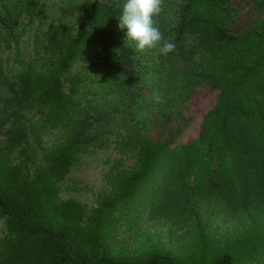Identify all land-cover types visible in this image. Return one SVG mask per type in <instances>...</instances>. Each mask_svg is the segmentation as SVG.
Masks as SVG:
<instances>
[{"label":"trees","instance_id":"obj_1","mask_svg":"<svg viewBox=\"0 0 264 264\" xmlns=\"http://www.w3.org/2000/svg\"><path fill=\"white\" fill-rule=\"evenodd\" d=\"M41 1L0 0V122L10 124L0 140V264L259 261L264 0H165L158 25L176 50L157 60L160 69L173 68L167 78L174 87L163 89L166 101L146 133L132 138L134 164H113L111 191L90 211L60 196V183L92 136V123L73 115L83 80L72 67L89 58L133 98L145 74L138 71L149 70L147 50L138 52L118 28L126 0H91L76 26H45L38 58H25L22 38ZM202 91L214 95V104L199 112L191 102ZM55 128L65 140L42 147L43 131ZM143 214L166 232L140 233L131 248L115 247L116 224L130 228Z\"/></svg>","mask_w":264,"mask_h":264},{"label":"rangeland","instance_id":"obj_2","mask_svg":"<svg viewBox=\"0 0 264 264\" xmlns=\"http://www.w3.org/2000/svg\"><path fill=\"white\" fill-rule=\"evenodd\" d=\"M90 1L42 0L39 14L22 38L23 57L38 58L35 51L43 41L45 26L58 22L76 26ZM155 19L158 24V17ZM144 55V59L150 64L149 70L144 71L141 67L138 71L145 74L140 78L141 89L134 90L133 98L123 90H117L115 80L110 79L109 75L89 58H80L72 67V74L83 80L74 99L77 101L73 105V115L92 123L93 139L90 137L88 144L79 151L76 166L59 187L61 198H74L84 204L88 211L97 206L101 196L110 193L108 174L113 164L121 162L124 168H130L134 164L136 149L132 138L146 133L156 107L166 101L163 89L174 87V79L167 78L173 68L166 65L160 69L155 50H147ZM191 103L199 112L205 111L213 106L214 95L209 91H202L196 101ZM194 120L193 123L197 126L200 121L199 114H195ZM9 126V121L0 122L1 141L4 130ZM64 132L58 128L45 129L40 138L41 146L48 148L64 141ZM34 146L40 158L42 149L36 143ZM166 230L161 223L149 220L146 214H143L139 222L130 228L122 222L116 224L114 246L129 249L135 244L137 234L165 233ZM4 234L5 226L0 220V238ZM252 264H264V255Z\"/></svg>","mask_w":264,"mask_h":264},{"label":"clouds","instance_id":"obj_3","mask_svg":"<svg viewBox=\"0 0 264 264\" xmlns=\"http://www.w3.org/2000/svg\"><path fill=\"white\" fill-rule=\"evenodd\" d=\"M165 0H126L119 17L118 28L126 29V41L138 52L155 50L160 56H168L176 50V44L165 39L156 17L164 11Z\"/></svg>","mask_w":264,"mask_h":264}]
</instances>
